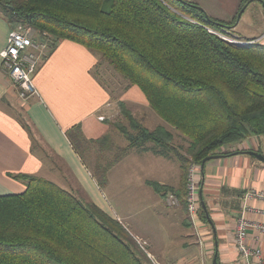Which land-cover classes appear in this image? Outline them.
<instances>
[{
    "label": "trees",
    "instance_id": "obj_1",
    "mask_svg": "<svg viewBox=\"0 0 264 264\" xmlns=\"http://www.w3.org/2000/svg\"><path fill=\"white\" fill-rule=\"evenodd\" d=\"M249 2L242 0L240 10ZM0 9L10 22L49 36L39 63L61 40L84 45L98 56L96 66L104 62L127 86L137 85L150 108L187 139L176 145L164 126L146 127L120 101L127 126H114L128 147L151 142L154 152L175 156L184 173L224 145L264 135V44L228 42L207 30L231 33L237 17L219 20L191 0H0ZM67 134L74 145L83 140L77 125ZM93 175L105 184V168ZM14 177L26 188L0 195V264H153L94 202L39 174ZM152 186L175 192L186 207V188ZM199 215L206 221L203 210Z\"/></svg>",
    "mask_w": 264,
    "mask_h": 264
},
{
    "label": "crops",
    "instance_id": "obj_2",
    "mask_svg": "<svg viewBox=\"0 0 264 264\" xmlns=\"http://www.w3.org/2000/svg\"><path fill=\"white\" fill-rule=\"evenodd\" d=\"M191 1L209 16L223 21L234 20L242 4V0ZM6 14L0 9V50L15 25ZM231 31L240 38H255L264 44V0H250ZM97 60L98 56L84 45L67 39L59 41L38 62L32 74L36 92L23 100L13 80L2 69L0 57V195L20 193L26 188L25 182L14 177L15 174H39L94 202L115 219L124 215L132 221L135 210L152 208L158 222H150L144 216L141 218L146 220L130 222L139 227L137 232L147 240L148 249L158 240L161 253L167 254L172 244L179 242L188 249L181 264H210V261L212 264L214 255L218 264H234L239 258L234 241L238 218L243 215L250 221H264V198L253 194L264 193V161L244 152L259 150L264 155V135H250L235 144L224 145L217 157L203 165L195 163L199 194L209 218L200 204L198 218L192 222L181 203L168 205L166 198L170 191L159 192L152 186L157 183L164 189L182 190L184 173L177 158L154 152L151 142L146 148L128 147L123 135L120 143L119 130L111 124L108 112L112 104H117L120 111L118 102L122 101L143 125L150 117L158 118L157 124L162 120L137 85H125L118 91L104 87L92 73ZM76 125L83 140L74 145L67 132ZM105 134L108 138L98 143ZM117 147L122 152L107 164V180L100 186L88 163L89 151L110 155ZM112 183L128 193L121 198L116 195L117 204L106 191ZM251 192L253 195L247 196ZM113 204L125 212L119 214ZM201 210L206 221L200 218ZM149 232L160 237L155 238ZM248 232L249 242L258 238L264 250V234L253 229Z\"/></svg>",
    "mask_w": 264,
    "mask_h": 264
},
{
    "label": "built area",
    "instance_id": "obj_3",
    "mask_svg": "<svg viewBox=\"0 0 264 264\" xmlns=\"http://www.w3.org/2000/svg\"><path fill=\"white\" fill-rule=\"evenodd\" d=\"M32 27L17 23L8 32L5 46L0 50L1 65L4 72L13 80L20 99H27L36 92L32 74L35 71L40 58L45 54L46 44L40 41H32ZM211 33L218 35L228 42L249 43L252 40H240L237 37L229 38L224 31L207 28ZM29 48V52L25 50ZM186 207L192 222L198 218L200 207L199 185L195 178V163L192 162L187 170L186 183ZM258 198H264L261 191L254 192ZM252 192L247 196H252ZM166 202L170 206L178 205L179 198L174 193H168ZM117 220L119 218L116 217ZM249 229H253L258 234H264V221H250L245 216H240L237 220L234 241L239 253V258L234 264H264V250L258 243V238L254 242H249ZM143 250L149 257H153L147 251L148 242L145 239H137ZM153 264H162L157 259H152Z\"/></svg>",
    "mask_w": 264,
    "mask_h": 264
},
{
    "label": "rangeland",
    "instance_id": "obj_4",
    "mask_svg": "<svg viewBox=\"0 0 264 264\" xmlns=\"http://www.w3.org/2000/svg\"><path fill=\"white\" fill-rule=\"evenodd\" d=\"M232 34H235V33H233V31H231V33L230 32L227 33V36L229 38H232V37H234V35H232ZM31 36H32V39H31L32 41L36 40V41H40V42L41 41L43 42L44 40L48 41V37H49V36H47V34L45 32L38 33V31L35 28H33V27L31 29ZM244 39H246V38H242L240 40H244ZM47 41H46V43H47ZM252 41L253 42H258L255 38H253ZM96 67L97 68H94V70L100 74V78H101V80H103L104 84L107 83L108 86L114 91H118L119 89H123L124 88V86L126 85L127 81L125 79L119 77L120 75L116 71H114L110 66H108L107 64L102 62L101 64H99V66H96ZM152 114H154V113H152ZM108 116H109L110 122L113 121V124H114V121H118L119 123H122V124L124 123L127 126V121L124 120L122 115L119 114L118 105L117 104H115V105L112 104L109 107ZM155 118H157V117H155ZM158 120H159L158 118L156 120H154L153 118L150 117L147 120H144V125L150 126V127H155L157 125H162V126H164V128L169 130L171 132V134L174 136V143L176 145H182V146H186L187 145L186 136L184 134H182L181 131H179L178 129H176L172 125L168 124L167 122L163 121L162 119L161 120L164 123L161 124L162 121H160V123L157 124ZM118 133H119L118 134L119 135V142L121 143L120 140H122L123 135H121L119 131H118ZM117 144H118V141H117ZM115 145H116V143H115ZM113 151L115 153L114 154H110V155H108L107 153H104V152L101 153V152H96V151H89L88 163L91 166V169H92L93 173L95 172V173H98V175H101L103 168L106 169L107 164L110 161H112L113 159H116L118 157V155L122 152V148L121 147H117L115 149L113 148ZM263 151H264V149H263ZM186 173H187V170L184 171V176L182 175L183 183H182V185L180 187L182 190H183V188H186V183H187ZM106 179H107V177H106ZM112 182H113V180H112ZM106 191H107L108 195L110 196V198H111V200H112V202L114 204H117V202L114 200V197H116V195L119 198H121L122 194L125 195V196H127V194H128L124 190H121L118 187H115L113 183L111 185H108V189H106ZM170 192L174 193L175 195H177L173 191H170ZM170 192H168V193H170ZM73 193L75 195H77L75 192H73ZM114 204L112 205V207L115 209L116 212H118L119 214H122L123 212H125L124 209H120L118 206H116ZM135 211H136L135 212V216L132 218V221L131 220L128 221L127 218L124 217V215H122V216L120 215L119 216L120 218L118 217L119 220H117V221L124 228L125 232L131 238H134V240L136 241L138 246L142 249V247L140 246V244L137 241V239L138 240L141 239L140 235L137 232V231H139V227L134 226L133 223H130V222H135V220L138 221L140 219L141 220H146L147 219L150 222L151 221L158 222L159 218L156 215V213L152 210V208H147V209H144V210L138 209V210H135ZM141 216H144L146 219L145 218H141ZM149 233L154 235L155 238H159L160 237V235H158L157 233H154V232H149ZM192 247H194V245H192ZM162 250L163 249L161 247V244L158 242V240H156V242H154V245L151 248H149V252L153 256V257H149V258L151 260L152 259H157L161 263L168 262L170 264H181V262L183 263V260H184L183 256L186 255L187 252H188V249L182 247L179 244V242H177L175 244H172L171 248H169V251H167L168 252L167 254H162L161 253ZM178 255H182V256L178 257ZM141 259L143 260V262L146 261V260L144 261L145 257H144V259L143 258H141ZM146 264H149V263L147 262ZM210 264H211V261H210Z\"/></svg>",
    "mask_w": 264,
    "mask_h": 264
},
{
    "label": "water",
    "instance_id": "obj_5",
    "mask_svg": "<svg viewBox=\"0 0 264 264\" xmlns=\"http://www.w3.org/2000/svg\"><path fill=\"white\" fill-rule=\"evenodd\" d=\"M244 7H245V6H244ZM244 7L241 8V10L239 11V13L237 14V17L240 16V14H241V12L243 11ZM244 152H247L248 154H250V155H252V156H255V157H257V158H259V159H261V160L264 161V155H263L261 152L257 151V150H246V151H244ZM217 156H218L217 154L209 155V156L205 157V158L202 160L201 164L203 165L204 162H205L206 160L211 159V158H215V157H217ZM200 204H201L203 210L205 211L207 218H209V217H208V213H207V211H206V205H205V203H204V201H203V199H202V196L200 197ZM212 264H217L216 255L213 256Z\"/></svg>",
    "mask_w": 264,
    "mask_h": 264
}]
</instances>
